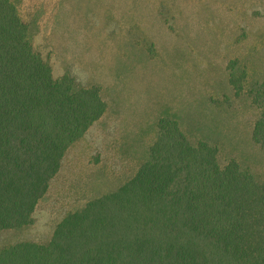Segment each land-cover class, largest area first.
Instances as JSON below:
<instances>
[{
    "label": "rangeland",
    "instance_id": "obj_1",
    "mask_svg": "<svg viewBox=\"0 0 264 264\" xmlns=\"http://www.w3.org/2000/svg\"><path fill=\"white\" fill-rule=\"evenodd\" d=\"M11 2L53 79L96 86L106 110L65 153L32 224L0 232V250L46 244L68 213L124 185L161 120L264 179L248 96L264 85V0Z\"/></svg>",
    "mask_w": 264,
    "mask_h": 264
},
{
    "label": "trees",
    "instance_id": "obj_2",
    "mask_svg": "<svg viewBox=\"0 0 264 264\" xmlns=\"http://www.w3.org/2000/svg\"><path fill=\"white\" fill-rule=\"evenodd\" d=\"M248 93L264 151V85ZM96 86L53 79L11 0H0V232L32 224L71 145L105 113ZM161 120L136 174L68 213L46 244L0 250V264H264V179Z\"/></svg>",
    "mask_w": 264,
    "mask_h": 264
}]
</instances>
